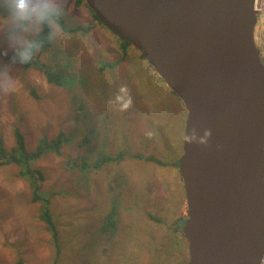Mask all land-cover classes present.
<instances>
[{
	"label": "rangeland",
	"instance_id": "obj_1",
	"mask_svg": "<svg viewBox=\"0 0 264 264\" xmlns=\"http://www.w3.org/2000/svg\"><path fill=\"white\" fill-rule=\"evenodd\" d=\"M43 5L69 27H96L65 34L50 20L52 45L34 59L63 71L68 83L60 87L21 62L15 73L0 65L3 147L14 146L16 128L30 153L60 132L66 138L59 153L32 163L44 177L40 194L54 195L57 244L40 219L41 204L32 202L33 180L21 178L17 166L0 167V264H187L179 228L187 211L175 165L186 125L182 103L137 50L124 52L122 41L76 0H0V51L31 44L44 16L29 10Z\"/></svg>",
	"mask_w": 264,
	"mask_h": 264
},
{
	"label": "water",
	"instance_id": "obj_2",
	"mask_svg": "<svg viewBox=\"0 0 264 264\" xmlns=\"http://www.w3.org/2000/svg\"><path fill=\"white\" fill-rule=\"evenodd\" d=\"M186 109L187 264H263L264 63L254 0H84Z\"/></svg>",
	"mask_w": 264,
	"mask_h": 264
},
{
	"label": "trees",
	"instance_id": "obj_3",
	"mask_svg": "<svg viewBox=\"0 0 264 264\" xmlns=\"http://www.w3.org/2000/svg\"><path fill=\"white\" fill-rule=\"evenodd\" d=\"M76 5L77 6H85L86 8L87 5L85 4L84 0H76ZM2 11V8L0 7V12ZM89 11L92 13L93 19L97 21V18L93 14V12L89 9ZM49 13V12H48ZM55 19L56 23L58 24L60 30L65 33H80V34H88L96 25L94 23H89L87 26H77V27H69L66 25L65 21L60 18L59 16L55 15L54 12L49 13L48 15H45L42 20V29L41 31L37 34L35 39L26 46L24 49H22L18 53H12V56H14L18 61H20L23 65V69L25 71L29 69H34L43 76H45V79L48 83L56 85V86H62L63 84H67L68 80L65 78H62V70L60 72L58 71H52L50 72L48 70V65H44L41 62H37L34 59V55L39 51L40 47L44 48H49L51 47V38L53 34V28L50 26V20ZM93 22V21H92ZM97 24L104 27L102 23L97 21ZM119 38V37H118ZM122 41V46L124 49V52H126V47H131L126 41H123L121 38H119ZM121 46V48H122ZM25 50H30L31 52V58L28 60V62H24L22 57L23 53ZM140 58L143 59L142 55L140 54ZM144 60V59H143ZM60 64V62H57ZM57 64L58 67L60 65ZM113 66V65H112ZM30 94L34 97L37 98V95L35 93L34 89H30ZM14 146L10 148L9 150H6L3 145H2V140L0 138V167L1 166H6V165H14L20 168L19 171V176L21 178H27L28 180H33L32 185H33V190H32V202L33 203H38L41 204V215L40 219L41 221L45 224L46 230L48 232L52 233L53 239L55 243H58V231H57V226L55 225L50 206H51V199L54 197L52 193L49 195H42L40 194V188H41V183L44 181V177L41 173L40 170L33 169L32 168V163L34 161H37L40 159V157L43 155V153L46 152H52V153H59V150L61 149L62 143L66 141V138L64 137L63 133H59L57 137L52 140L50 143H44V145L40 146L37 150H35L33 153H30L27 149L26 143H25V137L21 133L19 129H14ZM89 143V141H87ZM121 155L118 154L116 157H110V158H105L102 163H107L111 161H116L121 159ZM137 159L145 160L147 162H153L158 165L164 166L166 163H163L157 159L151 158V157H141V156H136ZM176 166L178 165L175 164ZM85 166V165H84ZM83 166V167H84ZM98 166H95L97 168ZM184 217L183 219H180L179 221V228L183 236V224L185 221ZM109 220H112V216H110ZM113 223V222H112ZM111 224V222H110ZM114 227V224H113ZM17 264H23V261L20 260Z\"/></svg>",
	"mask_w": 264,
	"mask_h": 264
},
{
	"label": "clouds",
	"instance_id": "obj_4",
	"mask_svg": "<svg viewBox=\"0 0 264 264\" xmlns=\"http://www.w3.org/2000/svg\"><path fill=\"white\" fill-rule=\"evenodd\" d=\"M19 3L22 4L23 0H19ZM19 7V4H18ZM48 9L47 5L43 6H36L29 10V15H35L37 18H41L45 15H48ZM7 57V59H6ZM31 58V52L30 50H25L23 53V61L28 62V60ZM20 61H18L12 54L8 51H0V65H6L7 70L9 72L15 73L17 68L19 67Z\"/></svg>",
	"mask_w": 264,
	"mask_h": 264
},
{
	"label": "built area",
	"instance_id": "obj_5",
	"mask_svg": "<svg viewBox=\"0 0 264 264\" xmlns=\"http://www.w3.org/2000/svg\"><path fill=\"white\" fill-rule=\"evenodd\" d=\"M254 9L257 13V19L261 27V31H260L261 38H258L256 36V29H255L254 42L260 51V57L264 63V0H254ZM263 264H264V261H263Z\"/></svg>",
	"mask_w": 264,
	"mask_h": 264
},
{
	"label": "bare ground",
	"instance_id": "obj_6",
	"mask_svg": "<svg viewBox=\"0 0 264 264\" xmlns=\"http://www.w3.org/2000/svg\"><path fill=\"white\" fill-rule=\"evenodd\" d=\"M260 31H261V27H260V24H259V22H258V26H257V28H256V36H257L258 38H261V33H260Z\"/></svg>",
	"mask_w": 264,
	"mask_h": 264
},
{
	"label": "flooded vegetation",
	"instance_id": "obj_7",
	"mask_svg": "<svg viewBox=\"0 0 264 264\" xmlns=\"http://www.w3.org/2000/svg\"><path fill=\"white\" fill-rule=\"evenodd\" d=\"M122 44V43H121ZM183 106V105H182ZM184 107V106H183ZM185 109V108H184ZM185 112H186V109H185ZM184 238V237H183Z\"/></svg>",
	"mask_w": 264,
	"mask_h": 264
}]
</instances>
